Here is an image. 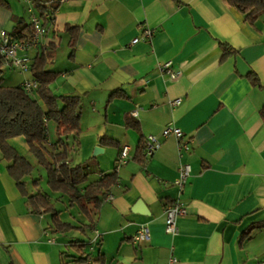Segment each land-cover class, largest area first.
<instances>
[{
	"label": "crops",
	"instance_id": "obj_1",
	"mask_svg": "<svg viewBox=\"0 0 264 264\" xmlns=\"http://www.w3.org/2000/svg\"><path fill=\"white\" fill-rule=\"evenodd\" d=\"M7 1L0 30H20L30 22L28 5ZM66 25L79 28L73 50ZM145 29L151 39L131 44ZM44 51L45 70L56 72L52 91L83 96L79 148H99L92 157L119 176L91 223L99 237L96 244L89 237L87 252L103 254L106 264H169L171 257L175 264H264V16L251 26L224 0H61L26 54L32 63ZM168 61L176 79L159 68ZM9 69L21 76L15 83L4 73L9 85L34 79L30 70ZM114 91L122 96L110 100ZM175 99L181 102L172 106ZM167 125L182 130L189 151L162 137ZM148 135L161 146L141 161L136 148ZM123 146L129 159L117 167ZM181 162L191 175L179 192ZM6 167L0 158V264H63L65 243L57 242L64 234L31 211ZM177 200L187 213L171 235L165 212ZM138 201L145 213L135 210ZM143 225L150 238L134 243Z\"/></svg>",
	"mask_w": 264,
	"mask_h": 264
},
{
	"label": "trees",
	"instance_id": "obj_2",
	"mask_svg": "<svg viewBox=\"0 0 264 264\" xmlns=\"http://www.w3.org/2000/svg\"><path fill=\"white\" fill-rule=\"evenodd\" d=\"M49 1L48 5L44 4ZM224 1L236 9L243 16V20L251 26L255 27L257 21L264 16V0ZM60 3L61 0H31L35 13L42 15L46 10L50 13V17L43 20L45 27L52 21ZM0 7L8 8V1L0 0ZM64 31L69 36V46L73 50L79 28L66 25ZM7 32L14 38L27 41L34 32V26L27 22L20 30ZM72 54L73 52L70 54L71 57ZM48 61L50 59L46 51L33 59L30 71L38 85L28 92L22 85L6 83L2 74V66L6 64L0 56V158L6 161L8 174L14 180L20 194L25 197L31 211L48 216L51 229L63 234L73 229L84 231L85 228L91 227L105 197L118 183L119 176L113 169L106 173L102 172L95 180H90L83 164L73 165L69 161L71 152L77 150L80 144L83 96L55 94L50 84L56 72L45 70L44 66ZM247 77L253 84L258 83L254 73H248ZM121 96L120 92L114 91L109 99ZM261 113L264 117V108ZM50 125L54 130V139L49 135ZM100 141L118 147V143L112 139L101 138ZM136 150V157L143 161L145 141L141 140ZM26 154L32 155L37 165L45 171V183L49 192L40 191V179L37 178L33 180L35 193L28 191L25 180L31 177L35 165ZM55 194L58 195L57 200L66 197L68 205L77 207L89 223L77 226L61 219V211L55 208L51 197ZM254 228L252 226L248 229L244 236H248ZM69 243L78 253L73 257L75 264H106L103 254L87 252L89 247L87 243L79 240H70ZM61 255L64 261V252Z\"/></svg>",
	"mask_w": 264,
	"mask_h": 264
},
{
	"label": "built area",
	"instance_id": "obj_3",
	"mask_svg": "<svg viewBox=\"0 0 264 264\" xmlns=\"http://www.w3.org/2000/svg\"><path fill=\"white\" fill-rule=\"evenodd\" d=\"M28 5V12L30 14V22L34 26V32L31 38L27 41L20 40L11 36L6 30H0V56L9 67L16 69L20 72H27L30 70L31 58L26 54V51L32 46H36L40 38L46 34V27L43 26V20L50 17L48 11H44L42 15L35 13L31 0H23ZM46 2L44 4H49ZM153 35V32L149 29H145L141 37H136L131 41V44L138 43L140 41L148 42ZM159 68L162 72L168 74L171 79H176L178 77V72L172 69V64L170 61L161 63ZM22 87L29 91L34 90L38 82L35 79L30 81H24ZM181 102L180 99L172 100L170 103L172 106H177ZM134 116L137 115V110L133 111ZM182 130L174 125H167L162 130V137L169 138L174 136L178 140L179 150L189 151L190 147L188 143L182 141ZM161 146L159 138L155 135H148L145 138V155L151 156L155 151ZM129 146H123L119 158L117 160V167L125 164L129 159ZM191 175V168L187 163L181 162L178 167V177L174 184L178 187L179 192H182L187 184V181ZM113 194H108L105 197V201H110L113 199ZM187 213V206L185 203L177 200L165 212V230L168 234L176 235L178 233L177 219L180 216H184ZM96 236L94 241L99 237L98 232H95ZM150 238V230L147 225L140 227L138 232L133 237L134 243L148 241ZM51 239L50 242H53ZM177 259L171 257L169 264H175Z\"/></svg>",
	"mask_w": 264,
	"mask_h": 264
},
{
	"label": "rangeland",
	"instance_id": "obj_4",
	"mask_svg": "<svg viewBox=\"0 0 264 264\" xmlns=\"http://www.w3.org/2000/svg\"><path fill=\"white\" fill-rule=\"evenodd\" d=\"M21 11L25 14L26 10L23 9V7L20 5ZM23 17H25V15H23ZM25 19H27L25 17ZM8 65H4L2 66V74L7 72V76L10 75L13 78V81L16 83L17 81H20V77L17 73V71L14 70H10ZM26 76H29L27 72L23 73ZM49 135L51 139H54V130L52 125L49 126ZM23 150V148H22ZM24 151V150H23ZM25 153V151H24ZM27 158L35 165V169L31 175V177L26 178V182H27V189L29 192L31 193H35L34 191V187H33V180L34 179H40L39 180V189L40 191H45V192H49V188L47 187L45 181H46V176H45V171L43 169H41V167H39L35 161V159L33 158L32 155L30 154H26ZM94 155V152L92 154H89L86 152V150L83 149V147L78 148L77 150H74L71 152L70 156H69V161L71 162V164L76 165V164H83L86 168V172L89 174V179L90 180H95L97 178V175L102 173L103 170L105 168H103V162L98 161V159L100 157H92ZM102 156V155H101ZM107 159V158H106ZM101 161H103L101 159ZM106 162V161H105ZM2 164H6V161L2 160ZM101 171V172H100ZM41 177V178H40ZM43 177V178H42ZM51 197L53 200V203L55 205V208L57 210L61 211V219L65 220V221H69L77 226H80L82 224H88L89 221L84 217V215H82L77 207H70L67 203V198L63 197L61 200H57L56 198L58 197V195H52ZM93 237V239L95 238V232L92 233L90 227H87L86 229V233L81 231L80 229H73L71 232L69 233H64V235L61 236L62 239H58V244L60 243H65V246L62 247V251L64 252V261L63 264H75L73 262V257L77 256L78 253L77 251L74 249V247L70 246L69 241L70 240H79V241H83L85 243L90 242V238L89 237ZM95 244L96 242L93 241ZM92 242V243H93Z\"/></svg>",
	"mask_w": 264,
	"mask_h": 264
},
{
	"label": "water",
	"instance_id": "obj_5",
	"mask_svg": "<svg viewBox=\"0 0 264 264\" xmlns=\"http://www.w3.org/2000/svg\"><path fill=\"white\" fill-rule=\"evenodd\" d=\"M100 151L99 148L95 149L94 150V155L98 154ZM135 210L141 212V213H145L146 212V208L144 206V204L141 202V201H138L136 204H135Z\"/></svg>",
	"mask_w": 264,
	"mask_h": 264
}]
</instances>
